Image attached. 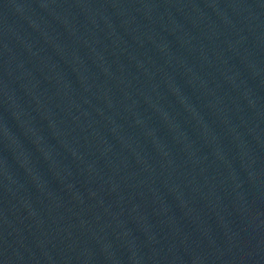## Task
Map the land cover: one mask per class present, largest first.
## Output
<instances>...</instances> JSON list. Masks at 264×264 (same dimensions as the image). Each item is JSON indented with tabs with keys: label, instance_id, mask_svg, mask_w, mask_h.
<instances>
[{
	"label": "water",
	"instance_id": "water-1",
	"mask_svg": "<svg viewBox=\"0 0 264 264\" xmlns=\"http://www.w3.org/2000/svg\"><path fill=\"white\" fill-rule=\"evenodd\" d=\"M0 264H264V0H0Z\"/></svg>",
	"mask_w": 264,
	"mask_h": 264
}]
</instances>
